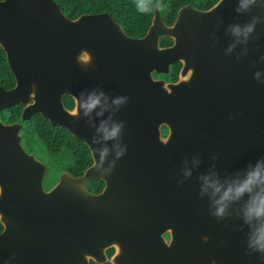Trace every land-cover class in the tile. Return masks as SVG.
Here are the masks:
<instances>
[{"label":"water","instance_id":"water-1","mask_svg":"<svg viewBox=\"0 0 264 264\" xmlns=\"http://www.w3.org/2000/svg\"><path fill=\"white\" fill-rule=\"evenodd\" d=\"M249 23L247 40L233 34ZM164 37L174 43L161 46ZM0 46L16 81L0 87V113L22 104V120L41 114L93 157L82 176L64 171L47 191L23 125L0 119V264H102L112 243L116 264H264L241 218L248 195L216 216L211 190L202 192L204 177L221 194L264 185V163L248 175L264 162V0L186 5L171 26L157 4L141 38L108 13L70 19L54 0H1ZM177 61L176 83L154 78ZM105 127H119L117 137L105 140ZM94 179L106 183L97 195Z\"/></svg>","mask_w":264,"mask_h":264},{"label":"trees","instance_id":"trees-1","mask_svg":"<svg viewBox=\"0 0 264 264\" xmlns=\"http://www.w3.org/2000/svg\"><path fill=\"white\" fill-rule=\"evenodd\" d=\"M1 1V0H0ZM62 12L70 19H76L83 14L108 13L115 22L119 23L125 33L131 37H143L147 33L154 10L160 4L163 21L171 26L178 11L186 5H194L201 10H207L219 0H148L149 10H137V0H54ZM172 44L170 38L160 40L161 46ZM177 67L173 66L169 75L176 78ZM15 85V78L7 61V56L0 46V87L11 89ZM66 105L71 102L65 99ZM22 104H16L2 111L1 118L5 122H22V135L26 149L38 156L48 167L45 187L53 186L50 176H57L61 171H68L74 176L82 175L92 164V156L87 146L74 137L65 128L52 125L40 114L33 115L28 121L21 120ZM102 185L99 180H89V190ZM3 226L0 223V232Z\"/></svg>","mask_w":264,"mask_h":264},{"label":"clouds","instance_id":"clouds-1","mask_svg":"<svg viewBox=\"0 0 264 264\" xmlns=\"http://www.w3.org/2000/svg\"><path fill=\"white\" fill-rule=\"evenodd\" d=\"M257 0H240V7L243 9L249 8L251 5L255 4ZM137 10L141 12H147L149 10L148 0H137ZM254 30V25L249 23L241 27L240 25H234L232 27V32L237 37H242L247 40L249 34ZM94 100L91 104L87 105V110L85 114L91 112L95 104ZM98 131L103 133V138L105 140L115 139L119 133V127H112L110 130L108 128H100ZM107 149H105L101 155L106 154ZM122 153H117L120 155ZM264 163L257 160L256 165L252 167V170L248 173L249 176L258 175L257 169L260 165ZM204 185L202 186V192H210L211 203L213 204L216 216H222L225 212L224 201L228 200L230 202L238 201L245 194L248 195V200L245 202L241 208V218L244 223L248 226V246L254 251L264 253V185L258 186L255 190L248 188L247 182L243 183L241 186L235 188L225 189L221 194V188L217 186L213 181L207 177L202 178ZM234 193V195H233ZM215 197V199H213Z\"/></svg>","mask_w":264,"mask_h":264},{"label":"flooded vegetation","instance_id":"flooded-vegetation-1","mask_svg":"<svg viewBox=\"0 0 264 264\" xmlns=\"http://www.w3.org/2000/svg\"><path fill=\"white\" fill-rule=\"evenodd\" d=\"M192 5V4H191ZM196 7V6H195ZM125 32V31H124ZM129 37H131V36H129ZM132 38H141V37H132ZM172 40V39H171ZM174 43V40H172V44ZM171 44V45H172ZM173 66H176L177 67V76H176V78H174V77H170L169 79H167V78H165L164 76H166V75H169L170 74V72H171V69H172V67ZM182 68H183V62H181V61H177V62H175V63H173L172 65H171V67H170V71H169V73L168 74H158V73H154V78L155 79H160V80H164L165 82H167V83H171V82H173V83H176L178 80H179V77H180V73H181V70H182ZM15 84H16V81H15ZM15 86V85H14ZM13 88V87H12ZM11 88V89H12ZM5 89V88H4ZM6 90H9V89H6ZM69 99V102H71V103H69L70 105L69 106H67L66 105V102H65V99ZM63 103H64V106L66 107V109H68V110H73L75 107H76V102H75V100L71 97V96H69V95H65L64 97H63ZM24 106V105H23ZM24 108H25V106L23 107V110H24ZM23 110H22V113H23ZM2 113V112H1ZM1 113H0V119H1V121L2 122H4V123H6V124H12V123H21L22 125H23V123L22 122H5V121H3L2 120V118H1ZM38 114V113H37ZM35 115V114H34ZM41 115V114H40ZM42 116V115H41ZM32 117V116H31ZM44 117V116H43ZM45 118V117H44ZM21 120H22V114H21ZM48 120V119H47ZM22 121H24V120H22ZM49 121V120H48ZM50 122V121H49ZM23 128H24V125H23ZM23 128H22V130H21V136H22V145H23V147H24V149L29 153V154H33V153H30L27 149H26V147H25V145H24V143H23V135H22V131H23ZM67 130V129H66ZM68 131V130H67ZM69 132V131H68ZM168 135V129H167V127H165V126H163L162 127V137L163 138H165L166 136ZM88 148V147H87ZM90 151V150H89ZM91 153V152H90ZM37 159H39L40 161H42L38 156H36L35 154H33ZM91 156H92V154H91ZM43 162V161H42ZM44 164H45V162H43ZM92 164H93V157H92ZM91 164V165H92ZM46 165V164H45ZM47 166V165H46ZM90 167V166H89ZM88 167V168H89ZM87 168V169H88ZM47 170H48V167H47ZM62 172H64V171H61L58 175L60 176V174L62 173ZM68 172V171H67ZM46 174H47V172H46ZM46 174H45V179H44V188H45V190H50L51 188H53L56 184H57V182L59 181V178H58V181L53 185V186H51L50 188H47V187H45V180H46ZM84 174V173H83ZM82 174V175H83ZM82 175H80V176H82ZM74 176V175H73ZM76 177H79V176H76ZM94 180H99V181H101V183H102V185L100 186V187H97V188H95V189H93L92 191L91 190H89V181H88V185H87V188H88V190L92 193V194H100L103 190H104V188H105V186H106V183H105V181H103V180H101V179H94ZM1 223V222H0ZM2 225V224H1ZM3 226V225H2ZM3 229H4V227H3ZM3 231V230H2ZM1 231V232H2ZM0 232V233H1ZM164 239H165V241L167 242V243H169L170 241H171V237H170V234H168V233H166V234H164ZM126 245H129V244H126ZM118 254H119V252H118V244H115V243H112L110 246H108L106 249H105V255H106V262L105 263H102V264H116L117 262H116V260H115V258L118 256ZM130 255V254H129ZM129 255H128V259H126L128 262H130V257H129ZM164 261V259H161L160 260V262H163ZM90 264H100V263H97V262H95L94 260H90Z\"/></svg>","mask_w":264,"mask_h":264},{"label":"rangeland","instance_id":"rangeland-1","mask_svg":"<svg viewBox=\"0 0 264 264\" xmlns=\"http://www.w3.org/2000/svg\"><path fill=\"white\" fill-rule=\"evenodd\" d=\"M53 175L54 174H51L50 179H51V182H53V184H55L58 181L59 175L54 176V177H53Z\"/></svg>","mask_w":264,"mask_h":264}]
</instances>
